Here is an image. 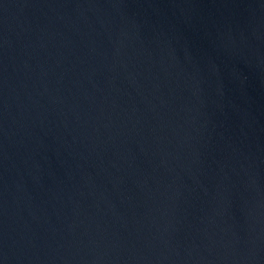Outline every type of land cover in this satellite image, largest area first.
I'll return each instance as SVG.
<instances>
[{"label":"water","instance_id":"obj_1","mask_svg":"<svg viewBox=\"0 0 264 264\" xmlns=\"http://www.w3.org/2000/svg\"><path fill=\"white\" fill-rule=\"evenodd\" d=\"M0 264H264V0H0Z\"/></svg>","mask_w":264,"mask_h":264}]
</instances>
